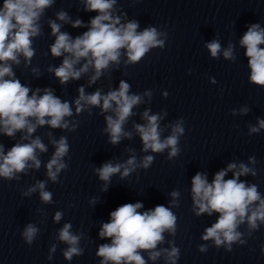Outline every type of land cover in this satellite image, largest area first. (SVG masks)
Returning <instances> with one entry per match:
<instances>
[{"label":"clouds","instance_id":"1","mask_svg":"<svg viewBox=\"0 0 264 264\" xmlns=\"http://www.w3.org/2000/svg\"><path fill=\"white\" fill-rule=\"evenodd\" d=\"M138 2V0H137ZM55 0H3L0 5V134L9 138L21 133L20 139L7 151L0 143V178L7 181H19L21 174L28 175L30 169L39 170L42 161L39 153L48 151L47 145L40 136L33 134L39 127L45 125L52 129H62L74 132L79 126L78 120L66 118L87 112L92 115L93 108L100 109L104 116L106 127L102 132L107 134L108 143L116 146L123 139L131 140L133 131L125 129V125L136 113L134 108L144 103V97L149 101L152 91L146 90L142 94L132 93L131 85L125 80L119 82L117 89H109L104 93L97 88L92 93H86L85 87L80 86L78 97L73 101H65L55 95L51 88H36L21 83L16 77L13 65L22 62L25 68L31 65L35 56L33 42L43 35L41 19L46 10L51 8ZM86 12H96L87 24L80 18L74 21L63 9L56 12V19L47 21L51 35L55 37L50 45V54L54 58L62 57L59 66L49 65L47 71L54 74L60 85H67L70 81L80 80L90 72L89 86L95 84L105 73H110L112 66L117 68L123 62L126 66L139 63L142 58L155 48L165 47L167 32L157 27L148 26L143 30L135 19L122 23V15L117 14V0H79ZM59 21V23L57 22ZM64 24H71L72 28L86 27L87 30L76 37L61 31ZM163 37V38H162ZM239 45L245 49L247 66L250 69L248 80L251 84L264 88V27L260 23L247 26V31L239 40ZM205 47L212 58L219 59L222 52L226 60L235 62V45L229 43L222 49L218 39L206 43ZM122 57H125L122 61ZM23 58V60L21 59ZM34 76H40L37 67L31 68ZM214 82V81H213ZM167 96V93H164ZM73 104L75 113L73 112ZM250 109L245 106L240 114H247ZM235 109L232 115H236ZM144 123L133 122V130L142 142L141 151L144 153L162 154L168 150L167 159L178 157L180 137L185 134L184 119L180 118L165 128H170L167 136H162L165 128L161 121L167 115L151 114V109H145L141 114ZM249 135L259 133L264 129V119L257 118L256 125H249ZM50 143L54 146V153L47 161L46 175L48 180L59 183L60 173L69 167L65 157L69 156L70 146L66 136L58 140L47 133ZM126 160L103 163L94 167L93 171L103 182L102 191H107L112 177L119 174L121 179L129 177L138 169L147 170L154 163V155L147 154L137 157L134 148H128ZM257 164L255 156H250L248 164L229 163L226 168L215 173L209 182L207 174L197 172L191 179L192 211L195 216L203 214L212 216L218 214L210 227L205 228L201 236L203 241H213L219 249L231 252L233 245H245V232L240 231L246 226L247 237L264 225V195L255 183H248L242 176H257V169L249 165ZM232 177L225 179L228 173ZM47 181H36L22 192L23 196L39 191L42 203H53V194L46 190ZM181 193L173 190L169 206L157 205L152 209L142 210V202L125 203L110 212L108 222L101 224L99 238L110 240L98 246L96 256L99 264H149L163 258L165 264H177L180 259V249L174 241H168V248H159L165 243V233L176 235L177 216L172 211L179 207ZM95 199L90 203H95ZM64 213L57 211L54 222H59ZM72 224L65 223L58 230L56 239L67 245L63 256L71 261L74 256H81L83 233H73ZM40 229L33 223H28L21 235L26 244L31 246L36 240ZM57 245L53 244L47 257L51 260ZM209 245L198 246L200 253H206ZM144 253H147L145 258ZM264 254V245H261Z\"/></svg>","mask_w":264,"mask_h":264},{"label":"water","instance_id":"2","mask_svg":"<svg viewBox=\"0 0 264 264\" xmlns=\"http://www.w3.org/2000/svg\"><path fill=\"white\" fill-rule=\"evenodd\" d=\"M260 23L264 27V0H210L206 43L218 39L222 49L229 43L235 45V62L226 60L221 52L219 59L212 58L205 47L202 73L197 96L192 131L180 182L179 207L173 212L177 216V231L173 237L167 233L164 248L172 240L180 249L177 264H264V225L247 237V243L233 245L231 252L221 246L217 249L213 241L201 239L205 228L217 219L203 214L195 216L192 211L191 179L197 172L206 173L209 182L216 172L229 163L248 164L250 156H255L257 164L249 165L257 169V176H242L240 179L255 183L264 195V129L249 135V125H256L257 118L264 119V88L251 84L248 80L245 49L239 40L247 31V26ZM214 81V82H213ZM247 106L250 111L240 114ZM235 109L237 114L232 115ZM229 172L225 179L231 178ZM209 245L206 253H200L198 246ZM159 264H165L163 258Z\"/></svg>","mask_w":264,"mask_h":264}]
</instances>
